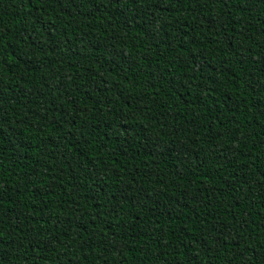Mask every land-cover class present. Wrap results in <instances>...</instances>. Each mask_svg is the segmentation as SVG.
Instances as JSON below:
<instances>
[{
  "label": "trees",
  "instance_id": "obj_1",
  "mask_svg": "<svg viewBox=\"0 0 264 264\" xmlns=\"http://www.w3.org/2000/svg\"><path fill=\"white\" fill-rule=\"evenodd\" d=\"M0 264H264V0H0Z\"/></svg>",
  "mask_w": 264,
  "mask_h": 264
}]
</instances>
